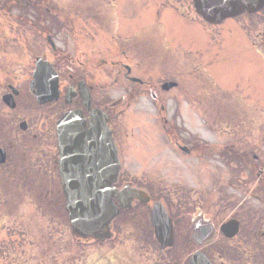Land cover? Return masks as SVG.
Here are the masks:
<instances>
[{"label":"flooded vegetation","instance_id":"obj_1","mask_svg":"<svg viewBox=\"0 0 264 264\" xmlns=\"http://www.w3.org/2000/svg\"><path fill=\"white\" fill-rule=\"evenodd\" d=\"M83 14L86 13L79 8L67 14L54 0L49 4L46 0H0V132L18 126L26 137L25 143L24 140L17 144L8 135L11 142L6 141L4 136L0 149L5 160L0 164V176L6 179L24 174L19 163L27 162L29 149H39L42 164L45 163L42 156H47L46 152L51 149L52 156H47L44 167L39 166L40 172L52 174L57 191L63 193L58 121L74 112L83 117L89 128L90 113L99 110L109 120L108 128L113 132L120 164L114 188L135 189L147 201L136 200L128 210L121 211L117 219L120 224L137 218L138 236L156 243L152 208L159 204L172 229L173 247L162 251L166 264L172 260L177 264L180 257L182 264H264V138L252 139L246 125L232 121V116L238 113L232 97H219L207 91L202 83L201 90H185V52L179 54L178 49L172 51L167 46L154 45L151 55L145 57L140 46L123 44L118 45L116 53L108 49L98 52L92 49L89 38L92 40L90 35L99 27L93 28L90 24L92 20L105 26V22L97 16ZM167 23L162 24L165 30ZM151 25L157 27L156 23ZM244 28L245 37L254 48V23L249 22ZM259 40L264 57V32ZM37 48L44 50V54L33 58L29 50ZM13 50H23L25 55L14 56ZM178 55L183 58L175 59ZM38 61L52 68L57 81V99L44 105L31 92ZM112 87H117L118 96L109 101ZM229 99L231 106L224 102ZM184 110L185 115L200 117L205 129L217 131L221 127L219 131L224 134L214 142L199 139L185 143L184 134L178 133L180 124L170 117L162 119L159 124L162 135L168 137V144L180 159L197 164L191 174L206 185L201 197L198 192L193 197L184 188L183 198L174 203L170 202L173 196L160 189L156 179L149 183L137 181L138 184L124 181L122 153L111 122L116 114L179 115ZM223 114L229 116L228 121L222 120ZM186 167L185 172L190 173ZM206 193L210 197L204 203ZM235 195L244 197L238 200ZM112 202L118 205L116 198ZM115 222L112 233H115ZM165 252L171 255L166 253L165 257Z\"/></svg>","mask_w":264,"mask_h":264},{"label":"rangeland","instance_id":"obj_2","mask_svg":"<svg viewBox=\"0 0 264 264\" xmlns=\"http://www.w3.org/2000/svg\"><path fill=\"white\" fill-rule=\"evenodd\" d=\"M51 1L46 0L48 4ZM54 1L67 14L79 8L105 22V26L92 23V20L90 24L93 28H100L90 35L93 37L92 40L89 38L92 42L88 41L90 45L92 43V49L98 52L108 49L116 53L119 44L138 45L145 57L151 55L150 49H154V45L158 48L167 46L172 51L178 49L179 54L185 52V90H201L202 83L207 91L219 97H232L238 110L232 116V121L240 123V126L246 125L252 139L264 138V57L261 56L258 43L264 32V11L253 17L244 15L213 27L198 18L191 0ZM165 21L168 22L165 24L166 30L162 28ZM249 22L255 26L254 48L243 31ZM154 23L157 27H152ZM29 52L33 58L44 54V50L38 48L30 49ZM13 55L21 57L25 52L16 50ZM174 58L181 59L183 56ZM113 78L109 79L110 83ZM117 96V87H112L109 101L115 100ZM224 102L232 105L230 99ZM164 117H170L180 124L178 133L184 134L185 143L199 139L214 142L223 138L224 133L219 131L221 127L217 131H209L200 117L185 115V110L179 115L116 114L111 125L117 131L124 181L149 183L156 179L159 188L173 196L170 202L174 203L177 199L181 201L184 188L193 197L197 192L201 197L205 194V181L199 182L191 174V169L197 164L180 159L168 144V137L162 135L159 124ZM223 117V121H228V115L223 114ZM7 135L17 144H22L26 139L18 126H11L0 132V144L4 136L6 141L11 142ZM51 152L48 149L47 156H52ZM41 155L39 149H29L27 162L19 163L24 174L13 178L8 176L6 179L0 176V247L4 243L8 246L14 244V248L9 247V264H166L157 244L138 236L140 227L137 218L125 224L115 222V233L109 243L76 239L67 220L63 194L57 191V184H54L56 178L45 171L40 172L39 166L44 167L47 159L43 155L42 162L45 163L42 164L39 162ZM186 165L190 173L185 172ZM206 194L204 203L210 197ZM235 197L241 200L244 196ZM253 208L258 206L253 205ZM167 255H171V252ZM179 260L177 264H182V257ZM174 262L172 260L170 264Z\"/></svg>","mask_w":264,"mask_h":264},{"label":"water","instance_id":"obj_3","mask_svg":"<svg viewBox=\"0 0 264 264\" xmlns=\"http://www.w3.org/2000/svg\"><path fill=\"white\" fill-rule=\"evenodd\" d=\"M195 12L206 23L218 25L243 13L253 14L264 8V0H192ZM31 92L40 105L58 97L52 68L38 61ZM89 109L90 101L86 102ZM79 114L64 115L57 124L61 157L60 178L65 209L72 235L76 238L104 242L110 239L111 222L134 200L147 203L143 194L125 188L116 191L119 164L108 118L98 110L89 115V128ZM5 160L0 150V164ZM118 200V206L112 202ZM152 225L157 244L163 249L173 245L171 222L163 207L154 204Z\"/></svg>","mask_w":264,"mask_h":264},{"label":"trees","instance_id":"obj_4","mask_svg":"<svg viewBox=\"0 0 264 264\" xmlns=\"http://www.w3.org/2000/svg\"><path fill=\"white\" fill-rule=\"evenodd\" d=\"M10 246L14 248V244H11ZM10 246H8V245H6L4 243L0 247V264H9L8 263V261H9L8 259H9L10 255H11L10 254V249H9Z\"/></svg>","mask_w":264,"mask_h":264}]
</instances>
